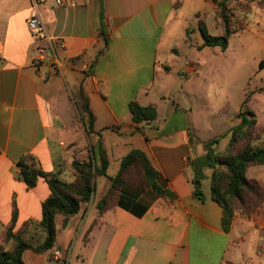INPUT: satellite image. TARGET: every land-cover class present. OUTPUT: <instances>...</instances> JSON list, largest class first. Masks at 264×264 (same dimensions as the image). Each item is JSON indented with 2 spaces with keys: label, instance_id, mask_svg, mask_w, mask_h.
<instances>
[{
  "label": "crops",
  "instance_id": "1",
  "mask_svg": "<svg viewBox=\"0 0 264 264\" xmlns=\"http://www.w3.org/2000/svg\"><path fill=\"white\" fill-rule=\"evenodd\" d=\"M74 2L56 6L53 0H44L39 8L49 35L58 43V64L52 69L34 64L43 42L33 39L27 28L31 0L0 1V238L12 220L14 204V230L29 219H41L49 186L39 178L28 187L18 176L17 161L31 154L44 171L61 178L62 155L67 154L63 138L67 135L69 140L76 133L68 109L71 89H77L78 101L82 82L95 114V129L109 127L100 131V138L116 169L122 156L139 148L176 195L171 200L149 189L134 203L117 205L103 215L93 230L113 226L108 244L112 264H264V204L250 216L236 215L225 232L222 208L210 196L211 168L203 171L206 176L198 184L205 199L193 196L198 186L193 163L205 154L206 140L190 127V106L172 100L168 109H162L150 95L156 80L162 81L171 69L170 54H179L174 38L185 34L189 40L190 26L185 23L194 17L198 22L209 16L218 20L213 1L102 0L104 35L99 31V0ZM191 48L205 47L188 43L187 51ZM170 91L167 86L160 92L159 101H169ZM131 100L156 104V119L134 123ZM224 139L222 149L230 134ZM87 151L82 158H88ZM114 172L108 168L109 174ZM248 177L264 184L262 178ZM103 192L104 187L97 196L95 190L65 228H61L62 215H56L58 233H64L63 240L57 234L59 249L70 251L71 241L87 229L97 213L95 201ZM45 254L25 250L22 257L25 264H44Z\"/></svg>",
  "mask_w": 264,
  "mask_h": 264
},
{
  "label": "trees",
  "instance_id": "2",
  "mask_svg": "<svg viewBox=\"0 0 264 264\" xmlns=\"http://www.w3.org/2000/svg\"><path fill=\"white\" fill-rule=\"evenodd\" d=\"M212 1L216 6L218 20L221 22L222 34H211L204 21H199L198 29L203 39L199 48L217 46L225 50L230 35L237 32L235 28H232L229 17L232 0ZM99 2V31L104 35L105 19L102 0ZM255 2L258 5L264 4V0H255ZM263 65L264 61L261 60L259 67ZM259 91L264 92V85L259 87ZM250 98L251 94L247 93L243 99L236 114L239 121L231 127L230 139L226 147L221 151H215L213 145L218 142V138L207 140L204 142L205 154L197 157L193 163L198 169L196 181L205 177L203 173L205 167L211 168L210 196L222 208L221 225L225 232L230 231L236 215L250 216L264 204V184L246 174L249 167L264 165V145L254 144V141L264 134V126L258 123L253 111L244 107ZM78 101L79 118L84 131L89 137H97V141L91 142L88 146L87 159L72 158L71 170L74 178L71 181H65L58 174L44 171L31 154L22 155L18 159L19 178L28 187H33L39 178H44L49 186L50 194L42 203L41 219L39 221L29 219L17 230H14L17 215L14 204L12 220L1 233L0 264H25L22 257L25 250L36 254L51 252L52 256L53 251L59 248L56 215H62L61 228H65L69 219L80 211L81 205L91 201L98 176H106L109 179V187L96 203L97 213L85 231L87 236L96 228L108 210L117 205L125 206L134 203L148 189H151L158 197L171 200L176 197L175 193L161 180L160 172L147 154L139 148H132L122 156L115 173L109 174L110 160L100 139V131L109 127L95 129V114L90 107V100L82 82L79 85ZM129 109L132 121L136 124L152 122L157 117V106L154 103L141 105L136 100H131ZM193 196L201 201L205 199L200 185L194 186ZM37 234L40 235V240L38 243H33Z\"/></svg>",
  "mask_w": 264,
  "mask_h": 264
},
{
  "label": "rangeland",
  "instance_id": "3",
  "mask_svg": "<svg viewBox=\"0 0 264 264\" xmlns=\"http://www.w3.org/2000/svg\"><path fill=\"white\" fill-rule=\"evenodd\" d=\"M230 5L229 17L232 21V28H235L237 32L230 35L227 48L221 50L216 46L205 47L204 50L191 48L187 51L188 43L199 48L197 44L203 41L197 19L195 17L190 19L185 23L190 26L188 42L185 34H179L174 38L172 44L179 48V54H170L171 69L163 74L162 81L156 80L153 92L150 94L153 98L151 100L158 102L162 109L165 107L168 109L172 100L190 106L191 110L188 109L190 127L197 129L195 133L204 141L218 138L220 143L213 145L215 150V147L224 146V136L239 121L236 114L247 93L251 94V98L244 107L253 111L258 121L264 124V92L259 91V87L264 85V65L259 67V62L264 61V4L258 5L255 0H232ZM203 23L211 34H222L221 22L216 17L209 16ZM160 56L164 55L160 53ZM158 73L161 75V72ZM167 86L172 94L169 101H159V93H164ZM77 96V89H71L68 109L71 113L72 130L76 133L70 135L69 140L67 135L63 138L65 139L63 146L67 154L62 155L60 168L63 175L60 176L65 181H71L74 178L71 170L72 158L86 159L88 146L91 142L97 141V138L93 139L95 136L89 137L84 131L79 118ZM254 142L259 146L264 144V135ZM221 150L222 148L218 149V151ZM83 155L84 158H82ZM115 164V159L112 158L109 166L110 173L115 171ZM205 170L206 167L203 171ZM247 175L262 178L264 182V166L250 167ZM96 179V195L99 196L103 187L104 192L95 203L109 187V179L106 176H98ZM113 229L111 225L103 226L102 230H92L94 232L91 231L89 236L85 234V229L83 233H80L81 235L71 241L70 251L66 249L69 251L67 262H55L51 252H48L44 255L47 258L45 263L112 264L110 259L114 255L113 250H108V244ZM63 235L61 231L58 233L60 240H63ZM36 236L33 243H38L40 240V235ZM29 260L25 257V262Z\"/></svg>",
  "mask_w": 264,
  "mask_h": 264
},
{
  "label": "built area",
  "instance_id": "4",
  "mask_svg": "<svg viewBox=\"0 0 264 264\" xmlns=\"http://www.w3.org/2000/svg\"><path fill=\"white\" fill-rule=\"evenodd\" d=\"M43 1L44 0H31L32 12L26 20L27 28L33 39L43 42L37 47V55L34 59V64L38 67L50 66L52 69H54V66L58 64V43L49 35L47 27L42 19V15L39 8ZM53 3L56 6H63L66 4L75 5L74 0H53ZM46 76V73L43 74V77ZM68 257L69 252L67 250L62 251L61 249L57 248L53 251L52 258L55 262H67Z\"/></svg>",
  "mask_w": 264,
  "mask_h": 264
},
{
  "label": "water",
  "instance_id": "5",
  "mask_svg": "<svg viewBox=\"0 0 264 264\" xmlns=\"http://www.w3.org/2000/svg\"><path fill=\"white\" fill-rule=\"evenodd\" d=\"M195 184L198 185L199 184V181H196Z\"/></svg>",
  "mask_w": 264,
  "mask_h": 264
}]
</instances>
